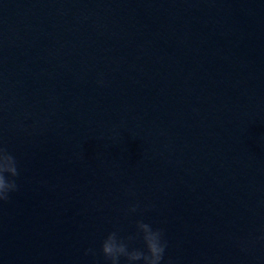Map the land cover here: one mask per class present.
I'll return each instance as SVG.
<instances>
[{
  "label": "water",
  "instance_id": "95a60500",
  "mask_svg": "<svg viewBox=\"0 0 264 264\" xmlns=\"http://www.w3.org/2000/svg\"><path fill=\"white\" fill-rule=\"evenodd\" d=\"M0 145V264H264V0H0Z\"/></svg>",
  "mask_w": 264,
  "mask_h": 264
},
{
  "label": "clouds",
  "instance_id": "9594fccd",
  "mask_svg": "<svg viewBox=\"0 0 264 264\" xmlns=\"http://www.w3.org/2000/svg\"><path fill=\"white\" fill-rule=\"evenodd\" d=\"M19 176L18 164L16 158L8 149L0 145V201H7L10 193L18 190L16 178ZM139 205H134L128 210L135 213ZM137 231L135 235L121 236L119 231L110 232L102 241L101 251L109 264H121V258H124L126 264H162L167 241L164 238L162 229H153V227L140 220L136 223ZM142 239L144 248L131 247L136 239ZM95 255L93 249H88L87 254Z\"/></svg>",
  "mask_w": 264,
  "mask_h": 264
}]
</instances>
